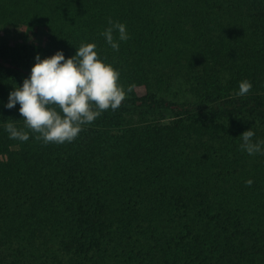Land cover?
<instances>
[{
    "label": "trees",
    "instance_id": "1",
    "mask_svg": "<svg viewBox=\"0 0 264 264\" xmlns=\"http://www.w3.org/2000/svg\"><path fill=\"white\" fill-rule=\"evenodd\" d=\"M8 26L47 40L0 41V264H264V154L240 147L264 140L243 119L264 120V0H0ZM91 42L135 85L121 107L71 143L10 139L37 54Z\"/></svg>",
    "mask_w": 264,
    "mask_h": 264
},
{
    "label": "clouds",
    "instance_id": "2",
    "mask_svg": "<svg viewBox=\"0 0 264 264\" xmlns=\"http://www.w3.org/2000/svg\"><path fill=\"white\" fill-rule=\"evenodd\" d=\"M108 25L100 35L114 51H119L120 41L130 39L126 24L109 17ZM35 61L30 76L10 92L5 105L12 109L19 103L24 128L29 131L8 121L4 126L10 139L27 141L32 132L44 144L71 143L85 125L92 124L103 112L119 109L135 89L134 84L125 87L120 81L121 71L101 56L96 42L81 43L68 58L58 50L44 58L37 54ZM252 87L250 80H242L237 95H247ZM254 136L252 128L241 134V150L249 155L264 154V140L254 142ZM252 183V179L246 181L247 186Z\"/></svg>",
    "mask_w": 264,
    "mask_h": 264
},
{
    "label": "rangeland",
    "instance_id": "3",
    "mask_svg": "<svg viewBox=\"0 0 264 264\" xmlns=\"http://www.w3.org/2000/svg\"><path fill=\"white\" fill-rule=\"evenodd\" d=\"M25 33L22 28L16 27V26H8L6 30L4 28H0V41L3 38H6L11 44H23V43H28L32 41H36L40 44H45L46 43V36L43 33H39L36 37H31V38H26ZM143 91V89H140ZM135 116L137 120L143 119V120H157V119H162L163 121H169L171 119H174L173 115H171L168 112H157V113H150V112H142V111H135ZM235 117L232 118H227L224 122L226 124L229 123L230 120L234 119ZM247 123H251L256 125L257 128H263L264 127V120L258 117H244L243 118Z\"/></svg>",
    "mask_w": 264,
    "mask_h": 264
}]
</instances>
